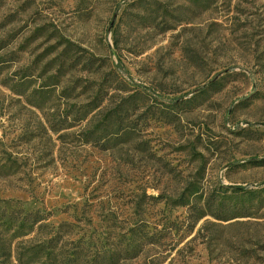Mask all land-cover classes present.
Returning a JSON list of instances; mask_svg holds the SVG:
<instances>
[{
    "label": "rangeland",
    "instance_id": "1",
    "mask_svg": "<svg viewBox=\"0 0 264 264\" xmlns=\"http://www.w3.org/2000/svg\"><path fill=\"white\" fill-rule=\"evenodd\" d=\"M2 200L62 261L264 264V0H0Z\"/></svg>",
    "mask_w": 264,
    "mask_h": 264
},
{
    "label": "trees",
    "instance_id": "2",
    "mask_svg": "<svg viewBox=\"0 0 264 264\" xmlns=\"http://www.w3.org/2000/svg\"><path fill=\"white\" fill-rule=\"evenodd\" d=\"M29 97L31 103H38L36 100H31V96ZM97 99L96 96L95 100L85 104V116L100 106L101 102L92 106ZM90 105L91 107H89ZM81 119H85V117ZM95 128L97 126L86 131V138L95 134ZM106 128L107 126H103L102 129L105 130ZM179 202L182 204L189 203L184 198L180 199ZM49 218V212L28 210L22 205L11 203L9 200H2L0 202V264H81V255L75 247L71 249L70 255L62 256L63 261L60 260L61 248L58 249V246L64 244L61 241L64 231L62 225L64 224L55 226V224L48 222ZM40 232L47 233L49 236L37 241L27 239L30 235H33L32 238L36 237ZM132 232L135 235H148L142 225L134 226ZM81 240L79 238L76 242L80 243ZM86 248L90 249L91 246L88 245ZM138 250V244L134 245L133 248L123 250L105 248L101 252L97 251V254L101 253L102 255L100 257L95 256L96 258L94 257L93 260L95 264L116 263L122 255V258L136 257Z\"/></svg>",
    "mask_w": 264,
    "mask_h": 264
}]
</instances>
